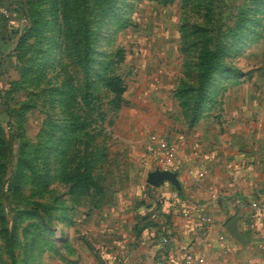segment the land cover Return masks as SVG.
Here are the masks:
<instances>
[{
  "label": "rangeland",
  "instance_id": "rangeland-1",
  "mask_svg": "<svg viewBox=\"0 0 264 264\" xmlns=\"http://www.w3.org/2000/svg\"><path fill=\"white\" fill-rule=\"evenodd\" d=\"M10 1L0 0L12 22L0 50L10 147L0 264H102L103 237L139 202L158 138L178 145L238 114L260 118L250 109L264 103V0H112L109 13L108 0ZM206 50L220 65L196 109Z\"/></svg>",
  "mask_w": 264,
  "mask_h": 264
},
{
  "label": "crops",
  "instance_id": "crops-1",
  "mask_svg": "<svg viewBox=\"0 0 264 264\" xmlns=\"http://www.w3.org/2000/svg\"><path fill=\"white\" fill-rule=\"evenodd\" d=\"M250 111L260 118L249 122L238 114L221 131L183 136L172 167L149 155L139 202L129 215L117 216L103 237L102 264H187V253L192 264L200 256L207 264H264V214L254 227L249 224L250 202L264 198V103ZM157 169L175 172L180 187L170 180L150 185L149 174ZM165 235L171 237L167 246Z\"/></svg>",
  "mask_w": 264,
  "mask_h": 264
},
{
  "label": "trees",
  "instance_id": "trees-1",
  "mask_svg": "<svg viewBox=\"0 0 264 264\" xmlns=\"http://www.w3.org/2000/svg\"><path fill=\"white\" fill-rule=\"evenodd\" d=\"M66 1V0H65ZM166 2H170V1H174V0H164ZM260 3V1H258ZM262 2V1H261ZM11 6H14L15 9L18 7L17 5H20V9H22V3L20 2H16V0H13L12 2H9ZM16 5V6H15ZM209 9V8H208ZM112 10V0H108L106 3V12L109 13V11ZM5 8L0 9V50H2L4 48V50L6 49V45L9 41V37H8V29L10 28V26H12V22H11V18L9 16H7L4 13ZM64 19L67 21V18ZM67 25V24H66ZM244 25L243 19L238 18V22L236 23V28L234 29V38L239 34V30L240 28ZM69 29H71V26H68ZM69 29H68V33H69ZM92 31V26L91 27H86L84 29V34H88L89 32ZM232 32V29L230 30ZM92 33V32H91ZM70 37L72 35V33L70 32ZM88 43V42H86ZM89 44V43H88ZM21 46V45H20ZM17 48V47H16ZM90 51V46L87 44H85L84 49H83V60L81 62V65L83 67L84 70V74L87 76L90 66H91V61H92V56L89 53ZM205 52H210L209 54L205 53L204 55L207 56L206 57V62H204V69L202 70V74H201V80H203V82L198 86V90L201 94V97L199 96L198 101L199 103L196 104V109H200L201 108V102L202 99L204 98V91L207 89V84L206 81L208 78H210V73L213 70L214 67H216V65H220V62L215 60L214 54L212 53L211 50H206ZM1 59V58H0ZM5 62V60H4ZM203 95V96H202ZM95 106V103H94ZM198 111V110H197ZM9 118V110H8V104H1L0 103V126L1 123L8 121ZM11 122V121H9ZM12 125V123H9ZM23 136V134H21V137ZM22 139V138H21ZM10 152V147L7 146V140L5 138V136L2 134H0V157L6 159L8 156V153ZM20 177L22 176V172L19 173ZM12 184V182H11ZM12 190V186L10 188ZM38 215V214H37Z\"/></svg>",
  "mask_w": 264,
  "mask_h": 264
},
{
  "label": "built area",
  "instance_id": "built-area-1",
  "mask_svg": "<svg viewBox=\"0 0 264 264\" xmlns=\"http://www.w3.org/2000/svg\"><path fill=\"white\" fill-rule=\"evenodd\" d=\"M156 155L155 159L157 164H164L167 167H172L176 164L179 158V147L178 145L170 140L167 137H160L156 140V151L154 152ZM264 157V152L262 153ZM251 211L249 213V224L250 227H254L257 220L260 219L264 214V198H258L253 202H250ZM187 213V212H186ZM155 216V212L153 213ZM204 220L208 225L213 224V219L211 217H205ZM162 245L167 246L171 242V237L169 235H165L161 239ZM223 245H221V251L224 250V241L220 240ZM226 243V242H225ZM187 264H192L193 258L191 253H187L185 255ZM199 264H207V259L205 256H200L197 259Z\"/></svg>",
  "mask_w": 264,
  "mask_h": 264
},
{
  "label": "water",
  "instance_id": "water-1",
  "mask_svg": "<svg viewBox=\"0 0 264 264\" xmlns=\"http://www.w3.org/2000/svg\"><path fill=\"white\" fill-rule=\"evenodd\" d=\"M164 180H170L176 186L180 187L179 181L177 179V175L175 172L171 170H160L157 169L149 174L148 183L150 185L156 186L159 182Z\"/></svg>",
  "mask_w": 264,
  "mask_h": 264
}]
</instances>
